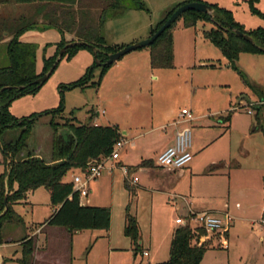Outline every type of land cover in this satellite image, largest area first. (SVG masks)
I'll use <instances>...</instances> for the list:
<instances>
[{"label":"rangeland","instance_id":"rangeland-1","mask_svg":"<svg viewBox=\"0 0 264 264\" xmlns=\"http://www.w3.org/2000/svg\"><path fill=\"white\" fill-rule=\"evenodd\" d=\"M182 1L185 0H141L145 8L143 11H120L116 17L108 13L103 36L108 44L113 43L118 47L145 40L165 17L166 9ZM203 2L227 10L230 20L246 32L264 29V0ZM126 3L129 5L130 1L126 0ZM212 28L214 26L204 20H198L195 27L184 28V20L180 17L171 29V68L151 69L148 48H143L127 54L110 66L104 74L108 78L105 79L106 83L104 80L97 89L61 92V85L78 80L95 64L91 51L80 48L72 56L66 55L60 60L57 68L37 92L19 97L11 103L9 112L16 119L33 114L38 116L23 153L30 152L48 161L52 145L51 119L59 126L73 123L74 118L77 119L74 122L77 125L86 123L87 111L96 110L97 98L110 94L113 88L111 74L135 69L137 79L130 91L141 90L142 104L146 106V113L149 118L151 116L154 124L152 131L149 128L136 132L130 130L131 137L140 134L138 141L134 139L133 145L120 151V155H127L126 161L130 163V167H137L135 163L140 157L152 159L156 163L157 150L171 138L170 128L164 130L161 127L179 120L178 115L182 109L190 110L195 118L189 125L193 127L192 154L197 150L196 138L197 141L215 139L192 162L196 164L193 172L184 168L170 177L168 195L152 192L162 179L161 171L157 168H154L153 175L137 171L139 183L145 189L128 186L132 188L128 190L124 185V176L118 170L104 173L92 186L93 196L111 211L112 246L121 245L124 250L111 252L110 241L106 239H98L94 244V239L104 233L97 230L86 231L72 239L70 264L164 263L169 258L175 219L188 217V211L200 213L206 209L227 211L231 227L207 234L204 239L207 251L200 264H264V107L260 108L264 89L261 94L253 92L237 71L229 66L221 52L205 38V32ZM59 40L58 33L53 29L27 40L36 46L37 72L42 71L43 59L54 53L55 44ZM7 64L4 47H0V67ZM237 65L247 79L264 84V53L242 52L238 56ZM152 75L158 79H153ZM61 106L64 108L63 114H45ZM100 108L105 109L102 106ZM226 110H231V119L229 130L224 132L222 127L225 124L220 122V117L226 116ZM132 114L133 111L130 114L125 112L124 118L127 119ZM141 116L140 120L150 125L148 116ZM100 122L103 123L102 120ZM210 125L215 128L205 130ZM17 131L9 129L5 132L4 139L14 140ZM62 135L65 137L66 131ZM223 149L227 151L225 158L211 170L212 164H216L210 162L211 159L218 157ZM72 176L73 171H70L66 179L71 180ZM40 190L36 193V201L43 203L45 191ZM127 206L129 213L137 220L139 245L143 250H148L147 257L140 254L134 256L130 240L123 235ZM21 215L26 222H31L29 208L22 210ZM44 215L43 208L36 209L33 221L43 222ZM186 225L193 234L201 227L192 218L186 219ZM226 231L228 236L225 238L222 234ZM57 251L60 252V249L54 246L53 252ZM21 254L19 247L0 249L3 264H19Z\"/></svg>","mask_w":264,"mask_h":264},{"label":"trees","instance_id":"trees-1","mask_svg":"<svg viewBox=\"0 0 264 264\" xmlns=\"http://www.w3.org/2000/svg\"><path fill=\"white\" fill-rule=\"evenodd\" d=\"M129 1L130 3L127 5L126 0H0V8L12 4L29 10V14L19 15L9 25L0 19V32H7L9 35V39L5 43L8 64L0 68V165L3 166V172L0 175V212L5 209V196L7 199V210L0 217V230L1 223L14 216L12 205L24 200L28 193L39 188L48 192L50 205L56 209L46 220L47 225L63 228L69 234L86 230L104 232L109 230L110 209L81 205L77 192L73 191L72 182H64L63 178L70 171L82 172L90 161L107 157L114 144L122 137L119 130L111 126L77 125L74 123L75 119L71 124L59 126L52 118L50 121L52 130L51 163L45 164L31 154H28L25 160H17V156L27 148V140L38 116L33 114L26 118L16 119L10 114L9 107L15 99L34 94L40 89L34 82L50 70L58 52L65 46L75 43L64 51L61 59L66 55L72 56L80 48H86L93 54L94 61L100 63L105 62L109 54L122 49L123 47L107 45L102 36V28L108 13L117 16L120 11L145 10L141 0ZM189 2L204 3L202 0H187L172 7L166 12L165 17L157 24L156 28L151 30L150 36L158 30L176 8ZM209 6L213 10L212 19L205 13L195 11L183 13L180 17L184 20V28L195 27L198 20L211 23L214 28L205 32V38L228 60L229 66L237 71L243 82L253 92L261 94L262 89L252 84L239 69L237 59L242 52L264 53L261 50L264 48V29L258 28L255 31L246 32L230 20V13L227 10L216 5ZM174 24L148 47L149 63L153 70L169 69L173 66L171 29ZM228 26L231 30L235 29L250 36L253 44L236 36L228 29ZM48 29L57 31L60 41L56 46V53L49 58H44L43 69L37 74L35 71L36 46L23 43L21 37L28 31L43 32ZM83 43L91 45L94 50ZM109 67H97L93 64L81 78L72 83L61 85L60 90L61 92L73 89L84 90L88 87L97 89ZM97 68H100L99 77L96 82H92L93 72ZM261 102L263 104L260 108H263L264 99H261ZM63 110L64 108L61 106L57 110L45 112V114L60 115L63 114ZM230 118L231 110L227 112L224 121L229 122ZM17 128L21 132L16 141L5 142L2 139V135L7 129ZM61 130L66 131L65 137L60 132ZM137 167L153 168V162L152 160L143 161ZM216 167V165H212L211 170ZM128 169L130 170V168ZM125 187L130 190L126 181ZM123 235L130 240L134 256L142 255L143 249L139 245V226L136 218L129 213V206L125 208ZM222 235L226 238L227 232ZM206 236V232L201 228H197L193 234L188 225L178 226L172 232L169 258L160 264H200L207 251L204 240ZM34 248L35 243L32 239L23 244L20 264H31Z\"/></svg>","mask_w":264,"mask_h":264},{"label":"crops","instance_id":"crops-1","mask_svg":"<svg viewBox=\"0 0 264 264\" xmlns=\"http://www.w3.org/2000/svg\"><path fill=\"white\" fill-rule=\"evenodd\" d=\"M185 1H187V0H185ZM185 1H182L181 3L185 2ZM181 3H178V4H181ZM20 7L12 5V4L3 6L2 8H0V19H2L5 24L9 25V24L13 23L14 20L19 15L27 14L29 12V10H26V9L20 8ZM169 8L171 9L172 6L169 7ZM166 10L168 11L169 9H166ZM112 16L116 17L114 15H112ZM38 21L41 22L40 19H38ZM102 31H103V28H102ZM43 33H45V31H43V32L42 31H38V30L28 31V32H26V33H24L22 35L21 41L23 43L33 44V43L28 42L27 40H30V38H32L34 36H40ZM103 35H104V33L102 32V36ZM0 36H1L0 37V47H4V50H5V43L8 41L9 35H8L7 32H0ZM59 37H60V35H59ZM149 37H150V35H149ZM104 39H105V37H104ZM58 43L55 44L54 53L52 55H49V56L45 57V58H49V57L53 56L56 53V46H57ZM130 44H132V43H130ZM107 45H109L111 47H118V45H115L113 43H111V44L107 43ZM5 54H6V51H5ZM6 58H7V56H6ZM0 68H2V67H0ZM134 70L125 69V71L121 70V71H118V72H115V73L111 74L110 77H111V80H112L113 88L115 87L116 90H115V88L114 89L112 88V90L110 91V94H108L106 96L98 97L97 98L96 110L92 109L90 111H87V122L84 123V124H79V125L90 124V125H93V126H111V127H116L119 130V132H120V134L122 136L121 139H123L126 142V144L124 145L122 150L124 148L126 149V146L133 145V140L134 139H136L138 141L139 138H140V134H138V136H136V137H131L132 135L130 134V130H134L136 132V131L141 130L143 128H149V130L152 131L153 130V124H154L152 122V120H151V116L149 118V114L147 115V113H146V110H145V109H147L146 106H144V104H142V95L143 94L141 93V90H140V92H135V91L131 92L130 91L131 86L136 83V79H137L136 70L135 71ZM35 71H36L37 74L40 73V72H37V70H36V53H35ZM95 74H96V76H95ZM99 74H100V68L94 70L92 82H96L97 81V79L99 77ZM151 77L153 79H155V80L158 79V77L154 76V75H152ZM95 79H96V81H95ZM102 79L103 80H101V82L104 83V80L106 79V75L103 76ZM106 80H105V83H106ZM249 81L252 84H255L256 86L260 87L261 89H264V84L263 83H261V82L260 83H255L251 79H249ZM101 82H100V85H101ZM88 88H92V87H88ZM85 89H87V88H85ZM94 89H96V88H94ZM260 102H261V99H260ZM262 104L263 103L261 102V105ZM101 106L103 108L105 107V109L100 108ZM132 111H133V114L130 115L129 118H127V119L124 118V113L125 112L126 113L129 112V114H130ZM228 111H230V110H226L225 113L227 114ZM141 115H143L144 117L148 116V118L151 120L150 121V125H147V123L144 122V120L143 121L140 120V118L142 117ZM225 117L224 116L220 117V122L225 124V127H222L225 130L224 132L229 130V127H230L229 126L230 121L229 122H225L224 121ZM100 120H102L103 123H101ZM76 121H77V119H75V122ZM174 122H172L171 124L166 125L167 127H164V126L161 127L164 130H167V128H170L171 138L168 140L167 143L162 145L159 150H157V153H156L157 156L163 150H165L167 147H169V146H171L173 144L175 132L177 130L187 126V124L174 126ZM189 125L190 124H188V126ZM190 128L192 129L193 127H190ZM211 128H215V126H213V125L207 126V127H205V130L206 129L208 130V129H211ZM8 130L9 129H7L6 131H8ZM17 130L18 131H17V133L15 135V139L14 140H12V139L5 140L4 139V134H5L6 131L2 135V139L5 142H14V141H16L18 139L19 135H20V132H21L20 129L17 128ZM214 140L215 139H213V141H207L205 139L204 141H197V138L195 139V146H197V150H196V153L193 154L192 161L190 162L191 164L189 163V165L186 167L190 172H193V170H195L196 164H194V163L192 164V162L195 160L197 155L199 153H202L207 147L210 146V144H213ZM23 152L17 156V158H16L17 160H25L27 158L28 154H31L33 157H36V158H39L40 160H42L40 157H38V155L32 154L30 152L25 154ZM226 153H227V151L225 149H223L218 157H215L214 159H211L210 162H216V164H212V165H218L219 163H221L222 160L225 158ZM126 158H127L126 154L120 155L119 161L117 162V166L118 167H117V169H115L113 171H117V170L120 171L119 167L120 166H125L127 168H130L129 174H131V175H133L134 177L137 178V176H136L137 171L140 172V173H145V174L152 173V175H153L154 174V171H153L154 168H157V169H159L161 171L160 175L162 176V179H161L160 185H158L156 187V189H152V192L153 193H164V194H167V195L169 194L168 189L170 188V177H172V175L175 174L177 170L176 171H172V170L161 169V168H159V167H157L155 165L156 163L152 159L151 160L153 162V168H148V167L147 168H138V167H133L132 168V167H130L131 166L130 163H128L126 161ZM148 160H150V159H148ZM42 161L45 164H50L51 163V156H50V159L48 161H44V160H42ZM143 161H147L146 157H140V160L137 163H135V165L138 166ZM217 162H218V164H217ZM0 167H2V170H0V175H1L2 172H3V166L0 165ZM79 173L80 172L74 170L73 171V176L77 175ZM66 175L63 178V181L64 182H72V179L71 180H67L66 179ZM73 176H72V178H73ZM102 177H103V175L100 178H102ZM99 179L94 181V182H92V183H90L88 197L85 198V199H80L81 205L104 207L103 205H101L100 203H98L96 201L97 198L93 196V191H92V186L95 185L99 181ZM137 180H138L137 184L134 187H140V188L145 189L146 187L139 183V179L138 178H137ZM125 181L126 180H125V177H124V183H125ZM134 187H132V188H134ZM132 188H130V189H132ZM40 189H43V188H39V189H37V190H35V191L31 192V193H28L24 200L12 205V211L14 213L13 218H11L10 220H6V221L1 223L0 249L6 250V249L11 248V247H19V248H21V253H22L23 244L27 240L32 239V240H34L35 248H34V251H33L31 264H70V259H69L70 252L69 251H70V245H71L73 237L75 235H79V234H81L83 232L90 231V230L81 231V232H74L73 234H69L63 228L52 227V226L47 225L45 223L46 220L50 217V215L56 209L53 208L50 205L49 194H48V192L45 189H43L45 191L44 192L45 193V200L43 201V203L36 201V193H38V191H41ZM26 208L30 209V215H31V218H32L30 223L26 222L25 219H23V217L21 215V211L22 210L26 211ZM38 208H43L45 210V215H44L45 217H44V221L43 222L33 221L34 212ZM5 211L6 210L4 209L2 212H0V217L4 214ZM204 211L214 212L215 214L219 215L223 220H225V221L228 220L227 221L228 222L227 228L231 227V220H230V217H229V214H228L227 211H217V210H212V209L211 210L210 209H206ZM204 211H202V212H204ZM188 212H187V214H188ZM177 218L185 219L186 216L177 217ZM110 224H111V219H110ZM175 225H176L175 228L180 226V225H177L176 223H175ZM102 232L104 233V235L97 236L94 239V244L97 242L98 239H106V240L110 241V244H111L110 245V251L111 252L124 250L121 247V245L112 246V243H111L112 235L110 233V228H109V230L107 232H104V231H102ZM226 232H227V236H228V231H226ZM54 246L59 248L60 252L57 251L56 253H54L53 252ZM130 249L132 251L131 243H130ZM143 252H147L148 256H149L148 250H143ZM21 258H22V254H21ZM3 262H4V258H2L0 256V264H3Z\"/></svg>","mask_w":264,"mask_h":264},{"label":"built area","instance_id":"built-area-1","mask_svg":"<svg viewBox=\"0 0 264 264\" xmlns=\"http://www.w3.org/2000/svg\"><path fill=\"white\" fill-rule=\"evenodd\" d=\"M251 114V111L247 112ZM178 119L174 122V126L187 124V126L177 130L174 135L173 144L163 150L156 157V166L166 170H181L186 168L192 161V131L188 124H191L195 118L190 110L182 109L178 115ZM126 142L119 139L113 146L111 153L107 157L99 160H93L87 163L85 169L72 178L73 191L77 192L80 199H85L89 194L90 183L98 180L104 173L112 172L117 169V162L120 158V151ZM129 187H134L137 184V178L129 174V169L125 166L119 167ZM188 217L185 219L176 218L177 225H186V219L192 218L198 221L206 234L220 231L228 226V220H223L214 212L204 211L200 213L188 212ZM144 257L148 256L147 252H143Z\"/></svg>","mask_w":264,"mask_h":264},{"label":"water","instance_id":"water-1","mask_svg":"<svg viewBox=\"0 0 264 264\" xmlns=\"http://www.w3.org/2000/svg\"><path fill=\"white\" fill-rule=\"evenodd\" d=\"M187 11H195V12H200V13H205L209 16L210 19H212V13L213 10L212 8L202 2H189V3H185L181 6H179L178 8H176L174 10V12L170 15V17L158 28V30L151 35L150 37H148L145 40H142L140 42L128 45L126 47H123L122 49H120L119 51L113 53V54H109L107 56V60L103 63L97 62L95 61V66L97 67H106V66H111L114 63H116L117 61H119L121 58H123L124 56H126L127 54L143 49V48H148L151 44H153V42L168 28H170V26L172 24H174L176 22V20L185 12ZM228 29L231 30V28L228 26ZM226 30V29H225ZM236 36L242 38L243 40L253 44V40L250 36H248L247 34H244L238 30H231ZM75 43H71L67 46H65L64 48H62L59 52H58V56L54 62V64L52 65V67L50 68V70L44 74L42 77H40L39 79H37L34 83L37 84V87H41L44 82L49 78V76L51 75V73L56 69L58 63L61 60V57L64 53V51L68 48L73 46ZM85 44V43H83ZM89 47H91V45L85 44ZM93 50L94 48L91 47ZM262 51H264V48L261 49ZM65 130H61L60 132H63ZM59 132V133H60ZM4 206H5V210H7V199L6 196L4 198Z\"/></svg>","mask_w":264,"mask_h":264}]
</instances>
